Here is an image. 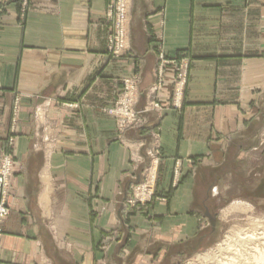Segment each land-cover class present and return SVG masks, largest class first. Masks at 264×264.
<instances>
[{"label": "crops", "instance_id": "1", "mask_svg": "<svg viewBox=\"0 0 264 264\" xmlns=\"http://www.w3.org/2000/svg\"><path fill=\"white\" fill-rule=\"evenodd\" d=\"M129 1L115 58L112 0H0V166L13 158L0 264H176L201 208L215 216L220 199L247 198L249 181L264 197V0ZM161 52L190 61L184 107L170 108V64L163 110L120 136L104 109L139 74L143 110ZM156 150L155 201L126 222ZM121 231L127 249L105 251Z\"/></svg>", "mask_w": 264, "mask_h": 264}, {"label": "rangeland", "instance_id": "2", "mask_svg": "<svg viewBox=\"0 0 264 264\" xmlns=\"http://www.w3.org/2000/svg\"><path fill=\"white\" fill-rule=\"evenodd\" d=\"M112 1L114 2V4L111 3L110 7H112L111 10H113V12H110L109 17L111 21L119 20V23H116L117 25L116 34H112L113 36L111 38L109 37V46H110L111 56L118 58V56H120L119 54H121L122 51L123 52L125 51V46H126L125 33L127 32L126 31L127 28H129L128 18L130 12L129 9L130 1L129 0H112ZM124 9L125 12L122 13ZM112 16H114V19H112ZM132 55L135 56L134 54ZM135 59L138 58L135 56ZM158 59H159L158 60L159 63L156 66V71H155V76L157 78L156 86H154V89L152 90L149 104L143 110L138 109V105L141 97V77L139 76V74H135V76L132 79L123 80L122 87L120 91L117 93L115 101L104 109V113L115 120L116 128L120 136L124 135L125 133L131 130H141V128L146 126L147 119L145 115L147 114V112L160 113L163 110L159 102L158 93L162 90L163 87L165 67L169 66L170 64H173L175 69L170 108L173 111H179L182 110L184 107L185 94L189 80V69H190V61H188L189 59L188 58L187 60L185 59L188 62H185L184 64L182 61H179L177 63V60L176 61L172 60L173 62L171 63V61L167 59V56L162 52L158 54ZM11 142H13L12 139L10 140V143ZM158 155H159V151H156L152 156L153 159L150 161L149 166L146 168V170L143 173L142 180L139 183L130 187V192H129L130 194L126 197L125 202L123 204V210L121 215L122 220L124 221L129 220L130 217H133V213L135 210L138 212V210L145 208L146 206L150 205L153 201H155L156 198L155 195L158 188L159 171H160L159 163L157 160ZM5 158H8L13 162V158L10 155L6 156ZM256 184L257 183L255 181H251V182L249 181L248 184L249 192L247 193L249 197L247 196V198L236 199L234 198L235 194L233 193L232 196L224 198L223 200L220 199V202L224 207L221 208V210H219L218 212H216V215L213 217L211 216L208 218V216H206L207 214L204 212V208H201L202 218L200 221L199 233L196 236L194 242L189 241L188 243H185L186 245L183 248V253L178 258V262L176 264H202L200 262L202 261L200 257L201 255L204 256L203 254H211L219 258V260L220 258L223 259L229 258L228 256H232V255H240L238 252L236 253V249L239 250V248H235V249L231 248V250L226 251L224 244L231 243L232 241L233 242L239 240L245 241L246 238L244 239V237H242L241 239L240 236H237L238 234L237 235L235 234L236 233L235 230L242 228V230L250 229L251 231L252 230L251 227L253 226V221H256V223L259 225V227H256V230L258 229L259 230L255 232V234H257L258 232L262 233L261 229L262 230L264 229L263 228L264 227L263 224L264 197L262 196L263 195L262 193L259 196L256 193H254L253 188L256 186ZM241 201L247 202L249 205L253 206L254 207V209H252L253 212L235 211L225 215V212L231 206V203H236ZM233 230L235 233L233 232ZM107 237L108 240L105 241L103 247L105 251L109 247L108 242L110 243L113 241L119 242L123 250L127 249L129 237L126 236V231L113 232L108 234ZM248 240L249 239H247L246 241ZM257 241H258L257 239L252 240V242H257ZM262 242L264 243V241ZM253 249L255 250L254 246H252V248L250 247L249 251H252Z\"/></svg>", "mask_w": 264, "mask_h": 264}, {"label": "bare ground", "instance_id": "3", "mask_svg": "<svg viewBox=\"0 0 264 264\" xmlns=\"http://www.w3.org/2000/svg\"><path fill=\"white\" fill-rule=\"evenodd\" d=\"M252 209H254V207L249 205L247 202H244V201L231 203V206L225 212V215H227L229 213H232V212H235V211L236 212L237 211L249 212V211H252ZM258 219H259V217H258ZM254 220H256V219H254ZM251 221H252V219H251ZM256 227H259V225L256 223V221H253V226L251 227V229H252L251 231H250V229L249 230H244V229L242 230V228H239V229L235 230V232H236L235 233L234 230H233V232L236 235L238 234L237 236H240L241 239H242V237H244V239L246 238L245 241L244 240L243 241L239 240V241H236V242L232 241L233 242V243L231 242L232 244L231 243H228V244H224L223 243L225 245L224 247H225L226 251L227 250H231V248L232 249L239 248V250L236 249V253L238 252L240 255H232V256H228L229 258H226V259L220 258V260H219V258H217L216 256H213L211 254H203L204 256L201 255L200 258H201V260L204 263L202 261H200V262L202 264H264V243L262 242V241H264V229L263 230L261 229L262 233L258 232L257 234H255V232H257L259 230V229L256 230ZM249 228H250V226H249ZM259 233H261V234H259ZM236 235H235V237H236ZM247 239H249V240L246 241ZM254 239L255 240L257 239L258 241L257 242H252V240H254ZM232 240H233V238H232ZM252 246L255 247V250L253 249L254 251L253 250L249 251V248L250 247L252 248ZM224 247H223V249H224ZM208 253H210V252H208ZM217 253H218V251H217ZM220 253H221V251H220ZM248 253H249V255H248Z\"/></svg>", "mask_w": 264, "mask_h": 264}, {"label": "built area", "instance_id": "4", "mask_svg": "<svg viewBox=\"0 0 264 264\" xmlns=\"http://www.w3.org/2000/svg\"><path fill=\"white\" fill-rule=\"evenodd\" d=\"M125 12V9L122 11V13ZM122 16V14H121ZM12 171V161L8 158H4L3 162L0 166V194L2 196L1 204H0V225L4 222V220L9 215V208L7 207L5 203L4 194L8 187V178ZM1 232V229H0Z\"/></svg>", "mask_w": 264, "mask_h": 264}]
</instances>
